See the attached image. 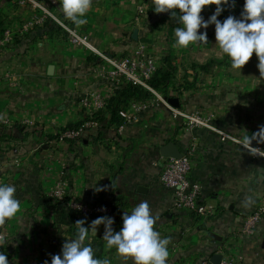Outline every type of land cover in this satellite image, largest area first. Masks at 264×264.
Listing matches in <instances>:
<instances>
[{"label":"crops","instance_id":"0c3cea01","mask_svg":"<svg viewBox=\"0 0 264 264\" xmlns=\"http://www.w3.org/2000/svg\"><path fill=\"white\" fill-rule=\"evenodd\" d=\"M43 1L72 24L59 0ZM134 6L135 0H92L87 23L72 25L99 51L127 56L143 37L154 40L146 33V23L136 20ZM29 12L16 0H0V30L10 27L15 32L11 47L0 48V184L14 185L21 202V210L0 225V246L14 263L36 264L44 253L58 252L63 239H71L69 198L110 207V213H75L77 220H86L85 227L101 216L113 218L111 205L117 198L123 203L121 213H130L141 201L149 203L155 230L169 240L166 264H199L215 253L237 258L239 264H264V215L252 236L241 234L245 217L264 195V160L243 146L208 129L187 130L150 100L121 132L103 121L72 143L60 136L48 138L96 110L92 96L83 104L85 95H99L104 102L115 84L103 77L101 60L70 42L62 30L54 31V22L26 27ZM134 29L137 41L131 37ZM209 34L208 53L215 46L214 30ZM159 44H149L154 57H159ZM176 62L179 81L169 88L170 103L199 111L214 127L241 141L264 125V80L256 84L255 55L241 70L233 69L226 55H176ZM168 141L182 153L192 149L191 177L200 184L199 204L208 209L206 214L172 208V191L159 181L160 147ZM261 143L257 138L248 144ZM62 176L67 198L55 204L48 197ZM104 230L100 225L97 234L90 229L89 235H103ZM104 252L110 264H133L106 242Z\"/></svg>","mask_w":264,"mask_h":264},{"label":"clouds","instance_id":"9594fccd","mask_svg":"<svg viewBox=\"0 0 264 264\" xmlns=\"http://www.w3.org/2000/svg\"><path fill=\"white\" fill-rule=\"evenodd\" d=\"M155 13H171L181 25L174 29L173 47L188 48L189 45L207 44V29L215 26V45L225 54L233 69L241 70L249 63L253 55L258 59L259 79L264 80V0H244L240 18L229 15L222 22L218 19L229 0H152ZM215 5V12L205 20L201 15L205 7ZM59 6L65 19L76 27L87 23V13L92 0H59ZM235 6V0H232ZM178 10L179 15H176ZM264 140V125L259 131L244 137L245 143L253 139ZM100 191L102 189H96ZM16 187L12 184H0V225L13 218L21 210V202L16 198ZM105 210V209H102ZM106 211V210H105ZM122 227L113 229L114 219L101 216L85 227L86 220H77L75 239H66L61 253L51 255L50 264H110L108 259L95 258L91 243L88 240L89 230L97 234V228L104 225L103 240L109 249L115 248L117 254L131 259L133 264H166L169 240L161 238L155 230L156 218L153 217L149 203L141 201L130 213L124 212ZM4 243L0 238V245ZM0 264H9L8 257L0 252ZM44 264H49L46 260Z\"/></svg>","mask_w":264,"mask_h":264},{"label":"built area","instance_id":"2783aa9c","mask_svg":"<svg viewBox=\"0 0 264 264\" xmlns=\"http://www.w3.org/2000/svg\"><path fill=\"white\" fill-rule=\"evenodd\" d=\"M19 7L30 10V17L26 27H31L36 24H42L47 19L57 24L64 32H66L70 42L81 44L101 60V72L103 77L110 82L117 84L120 78L130 81L134 84L141 85L150 90L154 98L151 99L152 104L162 105L165 107L173 119H180L187 130L194 128H204L217 133L222 140H229L233 143L243 146L249 153L257 158L264 160V143L259 145H250L240 139L231 136L216 127L211 122L210 117L203 115L197 110L187 111L178 106L173 105L165 99L159 92L152 89L148 84V79L157 68L156 59L149 54L147 46L143 42H138L134 51L123 57L110 56L96 49L87 38L81 35L76 27L61 19L43 0H16ZM144 14V8L138 7L136 20H140ZM15 32L10 27H5L0 30V48L11 46L14 41ZM93 97L95 109L103 107L104 102L99 95L89 94L82 99L84 105L89 104V99ZM146 107L145 102H133L123 113L124 123L117 127L118 132L123 130L126 122L135 117L137 113ZM96 122L87 121L83 127L70 129L60 133V139H78L86 128L95 126ZM192 149L183 153L181 158L163 157L161 164V173L159 181L164 188L170 189L173 194L174 210H189L196 212L199 215L206 214L208 209L199 204L200 200V184L191 177L192 170ZM67 181L62 176L57 180L54 187L50 191V195L64 202L67 198ZM67 205L76 214L83 217L110 213V207L107 205H95L87 202H80L69 198ZM105 209V210H102ZM264 215V195L253 209L244 219L241 234L244 236H252L255 233V227L261 217ZM199 264H211L208 259H203ZM219 264H239V259L233 257H222Z\"/></svg>","mask_w":264,"mask_h":264},{"label":"trees","instance_id":"16d2710c","mask_svg":"<svg viewBox=\"0 0 264 264\" xmlns=\"http://www.w3.org/2000/svg\"><path fill=\"white\" fill-rule=\"evenodd\" d=\"M242 2H244V0ZM242 9L243 7H236V6L233 7L232 0H229V4L224 6L223 12H226L227 14H232L233 12L242 11ZM167 18L168 15L166 16L165 19ZM50 27L54 31L62 30L58 25L55 24H53V26L50 25ZM64 34L66 35L65 32ZM159 50H161L160 52H162L163 49L161 48ZM173 59L174 56H173V51L171 49H167V51H164V54L161 53L159 57L156 58L157 68L154 71V73L151 75V77L148 79L149 86L155 91L159 92L165 99L169 97L168 95L169 88L171 86L174 87L172 84L177 72V66L173 63ZM201 67H205V66L202 65ZM153 98H154L153 93L147 88L138 84H134L130 81H126L123 78H120L119 82L115 84L110 96H108L105 99L102 108L94 110L92 113H90L89 117L83 122L74 123V124L69 123L63 127H60L54 135H49L48 138L58 139L60 133L66 130L83 127L84 123L87 121H92V122L105 121L106 127H110V126L118 127L119 125L124 123L123 113L127 110V108L131 103L137 101L145 102ZM76 140L77 139L74 140L67 139L66 141L72 143L75 142ZM48 198L50 201H52L55 204L59 202L58 199L51 196L50 194ZM65 202L66 201H64V203ZM122 204L123 203L120 201V199L113 198L111 209H112L114 224L112 227L115 231H119L120 228L122 227L121 217L123 213H121L120 211L123 206ZM68 216L70 219V224L67 229V235L69 238L75 239L77 233V226L75 225V222L77 221V217L75 212L69 207H68ZM102 237L103 235H99V236L89 235L88 240L85 241V244L89 243L90 241L91 246L94 250L95 258L98 259H105L104 244L106 241H104ZM0 252L6 254L8 259H10L9 257L10 255L7 252H5L2 246H0ZM46 260L49 262L51 261V254H47V257L43 259V264ZM38 264H42V261L38 262Z\"/></svg>","mask_w":264,"mask_h":264},{"label":"rangeland","instance_id":"374dc122","mask_svg":"<svg viewBox=\"0 0 264 264\" xmlns=\"http://www.w3.org/2000/svg\"><path fill=\"white\" fill-rule=\"evenodd\" d=\"M243 0H235V6L236 7H243L244 2H242ZM142 6L144 8V14L141 16V21L146 23V33L149 34H153V39L152 38H147V37H143L141 39L140 42H143L146 44L148 52L150 53V42H154L156 41L159 44L158 39L160 40V44L161 48L164 51H167V49H171L173 51V63L176 65V55H225L223 54L219 49L218 46L215 45L214 49L210 50V53H208V47H206V44H197L196 46L198 48H200L199 50H196L195 45H189L188 48H177V47H173L174 44V29L176 27H180L181 25H179L176 20L172 17L171 13H155L154 11V6L152 4V0H135V6H134V13L137 16L138 13V7ZM225 6V5H224ZM223 6V7H224ZM215 5H211V6H207L204 8V10L202 11L201 15L204 17L205 20H207L214 12H215ZM243 10V9H242ZM242 11H238V12H233L232 14H227L226 12H222L221 15L218 17L219 20H221V22L227 18L229 15H233L237 18H240V14ZM168 15V18H166V16ZM176 15H179L178 10L176 11ZM59 17V16H58ZM60 18L62 19L63 17L60 16ZM210 28L205 29H200L201 32L207 31V35H211L209 34V31L214 30L215 32V26L214 25H210ZM66 33V32H65ZM15 36V35H14ZM67 36V34H66ZM68 38V36H67ZM11 46H8L7 48H3V49H8ZM159 48V49H161ZM162 50V52H157L159 55L162 53L164 54V51ZM161 51V50H159ZM151 55H156V54H152ZM154 57V56H153ZM155 59L157 57H154ZM177 66V65H176ZM178 70V69H177ZM177 74L178 71L176 72L175 78L173 80V86L176 85V83L179 81L177 79ZM65 239H63V241L60 243L59 246V250L58 252L54 253L55 251H51L50 253L48 252V254L51 255H55V254H59L61 253V249H62V245L65 243L64 241ZM10 259H8L9 264H15L12 256H9ZM47 257V254L44 253V256H42V264H43V259ZM40 261V262H41ZM49 262V261H48ZM29 264H35V263H29ZM38 264V263H36ZM50 264V262H49Z\"/></svg>","mask_w":264,"mask_h":264},{"label":"water","instance_id":"95a60500","mask_svg":"<svg viewBox=\"0 0 264 264\" xmlns=\"http://www.w3.org/2000/svg\"><path fill=\"white\" fill-rule=\"evenodd\" d=\"M132 39L137 41V29L133 30ZM160 154L163 157H170V158H181L183 153L181 150L176 146V144L172 141H168L166 144L160 147ZM222 255L220 253H215L210 258L211 264H219Z\"/></svg>","mask_w":264,"mask_h":264}]
</instances>
